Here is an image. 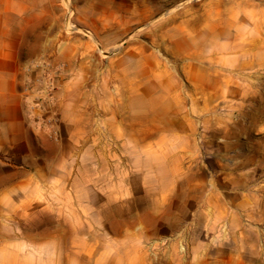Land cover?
I'll list each match as a JSON object with an SVG mask.
<instances>
[{"label":"crops","instance_id":"obj_1","mask_svg":"<svg viewBox=\"0 0 264 264\" xmlns=\"http://www.w3.org/2000/svg\"><path fill=\"white\" fill-rule=\"evenodd\" d=\"M17 8V0H0V264H71L70 240L61 252L55 250L61 241L1 233L40 232V192L51 199L55 184L72 185L73 151L80 152V182L95 185L80 199L81 215L103 208L107 181L128 185L115 205L128 210L125 218L93 256L80 241V264L89 257L91 264H264V1L209 0L205 10L177 22L176 72L186 73L191 95L176 82L175 96L144 97L138 118L129 102L71 97L70 88L100 85L103 71L95 54L82 60L78 49H65L56 57L65 64L64 89L52 128L35 119L34 97L25 93L31 53L23 21L11 26L24 13ZM156 101L176 109L161 106L156 119ZM105 135L120 142L118 166L127 175L103 173ZM53 136L64 138L56 143ZM93 136L96 143L88 140ZM136 144L144 162L138 176ZM70 209L64 205L63 214Z\"/></svg>","mask_w":264,"mask_h":264},{"label":"rangeland","instance_id":"obj_2","mask_svg":"<svg viewBox=\"0 0 264 264\" xmlns=\"http://www.w3.org/2000/svg\"><path fill=\"white\" fill-rule=\"evenodd\" d=\"M208 1L17 0V12L20 14L23 10L24 13L22 16L18 14L14 16L17 18V23L14 21L11 26H16L23 21L24 48L31 53V59L25 68L36 62H42L51 63L56 69H59V77L53 95V106L37 111L35 119L42 124L45 119L51 118V114L54 112L53 127L59 125L56 99L64 89L62 77L65 64L58 62L56 57L69 47L78 49L82 60L88 53L95 54L93 58L98 60L99 68L103 71L99 79L100 85L93 88H70L68 91L71 97L78 99L86 96L98 101H110L111 98H114L120 101V107H124V103L129 102L132 115L138 118L144 112L147 101L144 97L155 98L162 94L175 96L176 82L184 83V96L191 95L192 91L186 73L183 76L176 72V24L182 19L205 10L204 7ZM147 63L151 65L149 66ZM25 75L27 85L29 78L26 71ZM111 75L115 76L116 84L114 86L107 84ZM133 82H135L134 85H132ZM161 106L164 108L168 106L169 111L176 109L175 103L160 105L157 101L153 102V107H158V112H153L156 119L160 118L159 107ZM183 107L185 112L190 111L187 109L189 104H184ZM121 112L124 111L121 109ZM61 137L64 138V136ZM61 137L57 139V136H53L56 143L60 141ZM71 138L74 139V143L80 141L79 136ZM97 138L93 136L88 140L96 143ZM99 138V143H103L105 146V168L103 170L105 176L127 175V169L118 166L124 163L122 154L118 150L120 142L114 141L113 137L107 135ZM135 148L136 151L133 154H135L136 161L132 162L135 161L136 168L133 172L138 176L143 175L144 171L143 151L142 145L136 144ZM83 160H85V156ZM71 165L72 174L76 173L78 176L72 185L55 184V192L51 193V199H44L42 197L43 190L40 192L39 207L41 210L38 221L40 232L34 234L31 232H6L1 234L13 238L16 235H24V238L37 236L41 241L47 239L61 241V249H55L56 251L61 250V252L64 251L62 242L70 240L73 256L71 264H80L78 257L80 241H87L88 255L93 256L97 249H102L105 241L111 239L109 235L112 232H109V229H116L121 218H125L123 217L124 213L128 210L119 209L115 205L118 203L116 202L117 193L128 185L107 181L103 185V208L96 209L91 206L93 208L89 207L87 215H81L80 199L87 191L94 190L95 185L81 183L79 180V173H81L79 151H73ZM95 170V168H91L93 174ZM64 189L67 194L66 199H64ZM88 203L95 204V201L89 200ZM64 205L71 206L68 215L63 214ZM32 219L31 216L25 217V224H31ZM69 227L71 232L67 231ZM57 256L60 254L57 253ZM90 259L89 257L87 264H91Z\"/></svg>","mask_w":264,"mask_h":264},{"label":"built area","instance_id":"obj_3","mask_svg":"<svg viewBox=\"0 0 264 264\" xmlns=\"http://www.w3.org/2000/svg\"><path fill=\"white\" fill-rule=\"evenodd\" d=\"M25 71L28 73L29 78L27 85H25V93L34 97L32 110L37 112L42 108L53 106V95L59 77V69H56L51 63L36 62L25 68ZM36 108L39 109L36 110ZM51 115V118L49 117L42 122L48 128H52L55 121L54 112Z\"/></svg>","mask_w":264,"mask_h":264}]
</instances>
